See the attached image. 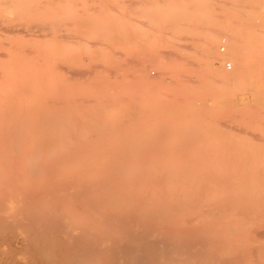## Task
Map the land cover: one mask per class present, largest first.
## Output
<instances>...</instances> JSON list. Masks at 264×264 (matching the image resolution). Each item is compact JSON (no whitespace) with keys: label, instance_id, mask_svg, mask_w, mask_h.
Returning a JSON list of instances; mask_svg holds the SVG:
<instances>
[{"label":"rangeland","instance_id":"obj_1","mask_svg":"<svg viewBox=\"0 0 264 264\" xmlns=\"http://www.w3.org/2000/svg\"><path fill=\"white\" fill-rule=\"evenodd\" d=\"M234 1L0 0V176L24 183L29 167L67 152L205 155L223 172H263L264 86H228L205 56L211 43L233 70L231 28L260 22L261 6L226 21ZM42 138L57 144L38 154Z\"/></svg>","mask_w":264,"mask_h":264},{"label":"bare ground","instance_id":"obj_2","mask_svg":"<svg viewBox=\"0 0 264 264\" xmlns=\"http://www.w3.org/2000/svg\"><path fill=\"white\" fill-rule=\"evenodd\" d=\"M234 3L228 22L264 7ZM261 14L231 28L223 59L233 70L219 68L215 46L203 45L208 72L228 86H264ZM42 140L38 154L57 144ZM67 153L29 167L24 183L0 176V264H264V206L252 197L264 171L246 176L231 164L223 172V159L205 155Z\"/></svg>","mask_w":264,"mask_h":264}]
</instances>
